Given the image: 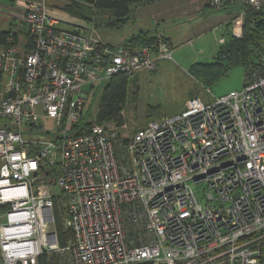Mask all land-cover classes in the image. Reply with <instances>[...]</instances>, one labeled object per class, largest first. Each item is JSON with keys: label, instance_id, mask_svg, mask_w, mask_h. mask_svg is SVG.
I'll return each mask as SVG.
<instances>
[{"label": "built area", "instance_id": "built-area-1", "mask_svg": "<svg viewBox=\"0 0 264 264\" xmlns=\"http://www.w3.org/2000/svg\"><path fill=\"white\" fill-rule=\"evenodd\" d=\"M52 1L14 0L0 51V264L44 255L58 264H264V68L247 70L240 90L192 97L132 135L99 122L79 133L97 81L156 71L173 47L162 34L103 41L108 14L94 3L85 30L61 28L71 16ZM226 4L241 8L242 25L246 9L264 12V0L210 1ZM24 22L31 43L20 53ZM193 183L205 184L202 196ZM61 198L73 233L66 245Z\"/></svg>", "mask_w": 264, "mask_h": 264}, {"label": "rangeland", "instance_id": "rangeland-1", "mask_svg": "<svg viewBox=\"0 0 264 264\" xmlns=\"http://www.w3.org/2000/svg\"><path fill=\"white\" fill-rule=\"evenodd\" d=\"M93 1L82 0V3L76 1L77 4L83 6L84 15L69 12L70 16L74 17L75 15V17H79V20H86V24H88L92 15L94 16ZM68 2H65L64 10H66L65 7ZM141 6L135 7L129 20L124 23L117 26L99 27L97 30L99 37L105 42L120 45L140 32L139 25L149 24L150 26L149 20L145 19L143 9L139 8ZM207 10L209 11L208 15L223 11ZM223 13L230 20L229 22L226 20L217 21L213 28L210 26L208 29L197 31V37H192L191 40L185 39L183 36L178 38L179 41L174 42L173 57L159 60L156 71L129 75L126 105L118 116L104 121L103 124L122 129L123 132L132 135L138 129L146 126L150 120H158L179 113L184 108L186 101L192 97H200L208 102L213 100L215 96L229 93L232 90H240L244 85L247 71L243 66L231 68L226 75L221 76L211 84L205 83L196 70L189 69L191 63L193 64L196 61L211 63L218 56L221 45L218 44L217 36L224 35L227 39H231L234 35L241 34L242 17L240 20L235 12L231 15L227 12ZM86 14H89L91 18H88ZM204 14L194 12L189 17L191 20L186 21L184 20L188 16H177L168 22L167 27L173 30L178 28L186 30L188 27L200 26L204 21ZM61 20L64 21L60 24L61 28L74 29L71 23H67V17ZM105 82L103 79L97 81L86 94L83 121L93 120L99 115L103 97L102 87ZM135 93L138 95L137 101H134L132 97ZM193 187L202 196V189L205 184L193 183ZM52 190L54 193H60L61 191L58 187H53Z\"/></svg>", "mask_w": 264, "mask_h": 264}, {"label": "trees", "instance_id": "trees-1", "mask_svg": "<svg viewBox=\"0 0 264 264\" xmlns=\"http://www.w3.org/2000/svg\"><path fill=\"white\" fill-rule=\"evenodd\" d=\"M153 1L155 0H94L93 2L98 15L108 14V21L104 26H117L129 20L135 7ZM82 8L83 6L76 1L68 3L65 7L72 14L84 15ZM7 34L8 32H2L1 36L6 37ZM155 35L151 31H142L133 35L126 43H146L154 39ZM235 66H243L246 70L253 67L264 68V12L246 9L241 34L234 35L231 39L226 38V42L221 44L218 56L211 63L195 62L190 68L196 70L205 83L211 84ZM129 78L126 73L116 74L103 85L100 113L93 120H82L80 125H77L79 133L96 122L103 123L121 113L128 100ZM132 97L134 101L138 100L137 93ZM64 202L62 198L55 200L56 228L61 245H66L73 235L72 230L65 224L67 215ZM40 264H58V258L44 255L40 257Z\"/></svg>", "mask_w": 264, "mask_h": 264}, {"label": "crops", "instance_id": "crops-1", "mask_svg": "<svg viewBox=\"0 0 264 264\" xmlns=\"http://www.w3.org/2000/svg\"><path fill=\"white\" fill-rule=\"evenodd\" d=\"M209 1L210 0H155L152 3H144L142 4L143 6L139 5L141 6L139 8L143 9L145 19L149 20L150 26L149 24H141V26H138V29H140V32L151 31L152 34H162L169 40L171 46L174 47V42L179 41L178 38H180L181 36H183L185 39L191 40L192 37H197V31L208 29L210 26H212L211 28H213V25L217 21L226 20L227 22H229L230 20L227 19L226 16H224L223 12L230 13L229 15H231L233 12L238 14V11L241 10V8L237 5L226 4L220 9L221 11L223 10L221 13H211L208 15L209 11L207 9L217 10L210 6ZM51 4L63 8L65 1L54 0ZM16 10L17 6L14 3V0H0V51L5 49L7 46L6 37H2L1 34L2 32H8L10 28L15 24L16 18H14V13ZM194 12L205 13L203 15L204 21L200 24V26L196 25L195 27H188L186 30H183L182 28L174 30L168 29L167 24L170 20L175 19L177 16H188V18L184 21L191 20L189 19V17L192 16ZM86 15L88 16V18L90 17L89 14ZM67 23H71L74 28L77 24H79L80 26H82L83 30H85L89 25V23L86 24V20H79V17L75 16L68 18ZM181 30H183V32H181ZM222 36L225 37L224 35L217 36V41L218 38ZM30 40V29L28 27V24L24 22L22 23L20 31L17 34V47L20 53L25 52V50L30 47ZM126 41H124L123 43H125ZM191 66L192 63L190 64L189 68ZM5 88L6 78L4 77L1 81V89L5 90Z\"/></svg>", "mask_w": 264, "mask_h": 264}]
</instances>
